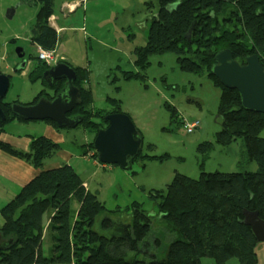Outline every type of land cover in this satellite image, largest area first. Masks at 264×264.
Masks as SVG:
<instances>
[{
    "label": "trees",
    "instance_id": "16d2710c",
    "mask_svg": "<svg viewBox=\"0 0 264 264\" xmlns=\"http://www.w3.org/2000/svg\"><path fill=\"white\" fill-rule=\"evenodd\" d=\"M54 1L32 0L38 12L30 41L45 50L55 49L59 41L58 33L49 23L55 12ZM157 2L158 12L152 16L147 43L135 52L139 72H124L123 76L145 79L150 57L166 53L176 55L182 71L207 74L221 90L218 118L222 130L217 134L218 143L226 146L242 139L248 162L256 163L258 169L203 172L199 179L176 174L165 191L155 190L153 196L160 201L164 222L175 238L163 260L147 262L130 256V253L140 252L150 238L151 219L140 204L127 208L126 211L131 212L130 220L115 222L111 216L122 211L108 210L71 165L43 169L45 161L62 150L60 143L46 136H31L28 150L22 151L0 139V151L40 170L0 209L3 221L0 235L7 241L5 249L0 251V264H203L204 258L212 259L215 264H227L232 259L240 264H258L256 249L260 242L246 223V217L256 213L258 220L264 222V114L246 110L239 93L223 86L213 75L212 68L216 55L222 50H230L242 65L247 57L257 55L264 67V0ZM152 5L149 10L154 7ZM28 59H32L31 56ZM71 67L77 75L74 86L80 90L82 104L69 116H79L82 122L76 129L82 128L95 138L99 129L108 126L107 115L124 111L116 101H111L116 107L111 111L95 109L93 93L88 87L89 67ZM50 68L36 61L28 77L32 82L41 80ZM47 87L29 105L41 98L52 100L65 87V82L57 81ZM13 103L21 104L19 101ZM12 104L2 101L6 120L0 118V133H4L13 120L23 121L12 114ZM167 108L172 115L176 113L171 105ZM46 123L62 130L53 122ZM81 149L83 156L93 152V158L98 161L93 142H86ZM212 149L210 142L198 148L205 158ZM145 158L161 159L144 157L140 151L130 160L127 170L134 162H144ZM74 202L78 204L77 209H74ZM48 212L53 215L47 228L45 214ZM99 223L112 235L98 233L95 226ZM46 232L53 243L50 256L43 250Z\"/></svg>",
    "mask_w": 264,
    "mask_h": 264
},
{
    "label": "rangeland",
    "instance_id": "374dc122",
    "mask_svg": "<svg viewBox=\"0 0 264 264\" xmlns=\"http://www.w3.org/2000/svg\"><path fill=\"white\" fill-rule=\"evenodd\" d=\"M60 1L57 0L54 6H59ZM92 2L87 12L88 22L84 24L86 37L82 31L78 32V41L71 32L66 44L67 38L63 35L60 44H65V48L64 51L59 48L57 53L74 66L89 67L88 86L92 89L94 108L111 111L116 108L111 101H116L143 136L142 155L161 159L150 161L145 158L144 162H134L130 170L116 165L96 166L94 159L83 156L81 149L88 140L93 142L94 137L78 128L61 130L63 135L68 134L67 140L62 144V150L46 160L44 166L54 162L65 165L64 157L72 155L68 164L87 183L88 189L105 203L108 210L122 211L111 216L115 222L130 220L131 212L128 213L127 208L140 204L151 219L150 238L140 252L130 253V256L147 262L161 261L175 235L164 222L160 201L154 198V191H165L176 174L199 179L203 172L255 171L257 165L248 162L242 139L226 146L218 143L217 134L222 130V122L218 118L221 90L207 74L182 71L176 55L166 53L150 57L145 79L123 76L124 72H139L135 52L147 43L152 16L158 12L157 0H146L147 5L144 0ZM151 2L154 7L149 10ZM37 12L38 6L32 0H0V70L10 76V88L4 98L6 103L19 101L29 105L40 91L48 89L42 82L43 78L32 82L28 77L34 62L39 61L30 41ZM19 48L27 56L32 55L22 73L15 71L22 64L17 54ZM167 105L175 108L174 115ZM187 120H199V129L189 134L184 125ZM45 125L44 121L15 119L6 126L7 139L44 136ZM206 142L213 144L208 158L198 150ZM19 186L0 177V209L15 198L8 199L5 194L16 191L17 195L22 189ZM2 222L0 216L1 226ZM95 230L102 235H112L100 223ZM48 234L45 233L43 240L46 256H50L53 248ZM202 262L215 264L210 258H204Z\"/></svg>",
    "mask_w": 264,
    "mask_h": 264
},
{
    "label": "water",
    "instance_id": "95a60500",
    "mask_svg": "<svg viewBox=\"0 0 264 264\" xmlns=\"http://www.w3.org/2000/svg\"><path fill=\"white\" fill-rule=\"evenodd\" d=\"M20 59L25 57L22 48L17 50ZM25 60L17 70L26 68ZM213 75L226 88L236 90L241 98L243 107L248 111L264 114V67L259 57H247L244 65L234 59L230 50H222L215 57L212 68ZM43 80L48 84L64 81L65 87L52 100L41 98L35 104L23 105L13 103L11 112L24 121H50L59 129H75L82 119L79 116H69L76 107L82 104L80 90L74 86L77 78L75 70L64 62H59L44 75ZM10 88L9 76L0 72V118L6 120L2 109V101ZM106 128L98 130L93 149L98 160L103 165H116L127 170L130 160L138 156L143 148V138L131 118L124 113L109 114L105 117ZM260 243L264 242V222L258 220L256 213L246 217ZM7 241L0 235V251L5 249Z\"/></svg>",
    "mask_w": 264,
    "mask_h": 264
},
{
    "label": "crops",
    "instance_id": "0c3cea01",
    "mask_svg": "<svg viewBox=\"0 0 264 264\" xmlns=\"http://www.w3.org/2000/svg\"><path fill=\"white\" fill-rule=\"evenodd\" d=\"M57 0L54 1V4ZM84 0H61L59 3V6L55 7V12L51 16L52 21H50L51 26L57 30L59 35V41L56 46V51L61 50L64 51L65 44H60L63 38V35L66 36L67 41L66 44H68L70 39V33L74 32V36L77 37L78 41L80 39V34L78 32H81L82 29L85 27L86 21L88 22L87 18V12L89 11L91 5H93L92 0H90L86 5L85 3H82ZM145 4L147 5L146 0H144ZM152 3V2H151ZM150 3V4H151ZM68 4H74L78 5L77 9L74 12L67 11L64 7ZM57 9V10H56ZM58 9L60 10V13H58ZM80 23V24H78ZM146 24L145 26H147ZM84 33V36L86 37V32L82 31ZM73 36V37H74ZM35 48V47H34ZM64 57V56H63ZM65 58V57H64ZM30 61V60H29ZM65 61L68 62V60L65 58ZM70 65H72L69 62ZM73 67H80V66H74ZM84 67V66H83ZM90 82V81H89ZM89 85V83H88ZM90 88V86H88ZM91 89V88H90ZM92 91V89H91ZM94 101V98H93ZM46 123V122H45ZM7 131L0 134V139L4 141H9L11 144H13L16 148L27 151L29 148V144L31 142V136H27L26 138H11L12 141L7 139ZM43 135L51 138L53 141L60 143L61 145L65 143L67 140L68 134L63 135L62 131L56 130L52 125L46 123L45 127H43ZM38 136V135H37ZM89 142V140L87 141ZM73 158L72 155H68L64 157V163L68 164L70 163V159ZM96 164V162H95ZM64 164L59 163H51L48 167L44 166L43 169L49 170L54 169L62 166ZM70 165V164H68ZM97 165V164H96ZM258 169V167H257ZM256 169V170H257ZM255 170V171H256ZM40 173V170L35 169L32 165L29 163L16 158L6 152L0 151V177H2L5 181H11L15 184H19V189H21L26 183L31 181L33 178H35ZM86 187H88L87 183L85 182ZM16 191H13L9 194H5L6 197L9 199L10 197H15ZM11 198V199H12ZM78 204L77 202H74V209H77ZM53 215L52 212L48 214V218L45 221V227L48 226L50 222V218ZM3 223V222H2ZM1 227V224H0ZM49 235V234H48ZM47 235V236H48ZM45 239V237H44ZM257 258H258V264H264V242L259 243L256 249ZM227 264H240L238 260L232 259Z\"/></svg>",
    "mask_w": 264,
    "mask_h": 264
},
{
    "label": "built area",
    "instance_id": "2783aa9c",
    "mask_svg": "<svg viewBox=\"0 0 264 264\" xmlns=\"http://www.w3.org/2000/svg\"><path fill=\"white\" fill-rule=\"evenodd\" d=\"M85 3V0L82 2ZM78 5L68 4L65 5V9L69 12H74L77 9ZM52 21V19H50ZM82 31L86 32L83 28ZM38 57L41 61L45 62L48 66L55 65L62 57H60L55 50H45L42 47H37ZM185 128L189 134H192L195 130L199 129L200 121H185ZM90 156H93L94 153L90 152Z\"/></svg>",
    "mask_w": 264,
    "mask_h": 264
},
{
    "label": "bare ground",
    "instance_id": "6f19581e",
    "mask_svg": "<svg viewBox=\"0 0 264 264\" xmlns=\"http://www.w3.org/2000/svg\"><path fill=\"white\" fill-rule=\"evenodd\" d=\"M56 30V29H55ZM56 32H57V30H56ZM58 33V32H57ZM58 37H59V35H58ZM32 44V43H31ZM33 45V44H32ZM35 47V46H34ZM35 50H36V53H37V56L36 57H38V52H37V48L35 47ZM25 56H26V53H25ZM32 57V55H28V57ZM25 58V57H24ZM23 59V58H22ZM38 59H39V57H38ZM25 60H29V59H24L23 61H25ZM48 85V84H47ZM48 86H50V85H48ZM47 99V98H46ZM49 100V99H48ZM72 113V112H71ZM69 115V114H68ZM24 121V120H23ZM76 129V128H75ZM63 130V129H62ZM61 131V130H60ZM94 141V140H93ZM94 150V149H93ZM84 156H86V157H89V158H93V156H90L89 155V153H86ZM94 159V161L96 162V163H98L99 162V160L98 161H96L95 160V158H93ZM100 163V162H99Z\"/></svg>",
    "mask_w": 264,
    "mask_h": 264
},
{
    "label": "clouds",
    "instance_id": "9594fccd",
    "mask_svg": "<svg viewBox=\"0 0 264 264\" xmlns=\"http://www.w3.org/2000/svg\"><path fill=\"white\" fill-rule=\"evenodd\" d=\"M51 18V17H50ZM49 23H50V19H49ZM33 46H35L36 48L37 47H39L40 45H36V44H34ZM41 47V46H40ZM53 50H55L56 51V48L55 49H53ZM57 52V51H56ZM58 54V53H57ZM60 57H62V59H60L57 63H59V62H62V61H65V58L63 57V56H60ZM40 60V59H39ZM41 61V60H40ZM29 62V61H28ZM43 62V61H42ZM45 63V62H44ZM56 63V64H57ZM55 64V65H56ZM54 66V65H53ZM53 66H49V67H53ZM18 67V66H17ZM17 67H16V70H17ZM25 70V69H24ZM8 76V75H7ZM188 121V120H187ZM184 123H185V121H184ZM200 124H201V122H200ZM185 125V124H184ZM98 159V158H97ZM97 165L96 166H98V165H100L101 163H96ZM106 165H104V167H105Z\"/></svg>",
    "mask_w": 264,
    "mask_h": 264
},
{
    "label": "flooded vegetation",
    "instance_id": "af4514ba",
    "mask_svg": "<svg viewBox=\"0 0 264 264\" xmlns=\"http://www.w3.org/2000/svg\"><path fill=\"white\" fill-rule=\"evenodd\" d=\"M157 1H158V0H157ZM24 59H28L27 54H26L25 58L21 59V62H23ZM42 77H43V76H42ZM56 82H57V81H56ZM51 85H52V83H51Z\"/></svg>",
    "mask_w": 264,
    "mask_h": 264
}]
</instances>
